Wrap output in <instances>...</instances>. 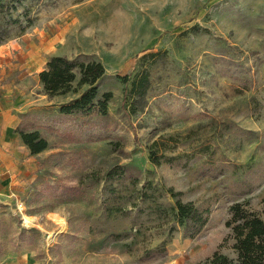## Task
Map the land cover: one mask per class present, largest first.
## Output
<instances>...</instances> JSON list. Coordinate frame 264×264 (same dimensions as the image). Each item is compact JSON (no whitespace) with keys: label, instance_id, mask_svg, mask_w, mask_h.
Instances as JSON below:
<instances>
[{"label":"rangeland","instance_id":"obj_1","mask_svg":"<svg viewBox=\"0 0 264 264\" xmlns=\"http://www.w3.org/2000/svg\"><path fill=\"white\" fill-rule=\"evenodd\" d=\"M0 28V109L47 140L1 176L0 264L235 258L229 207L264 199V0H0ZM56 55L102 63L104 113L60 111L89 86L47 94Z\"/></svg>","mask_w":264,"mask_h":264},{"label":"trees","instance_id":"obj_2","mask_svg":"<svg viewBox=\"0 0 264 264\" xmlns=\"http://www.w3.org/2000/svg\"><path fill=\"white\" fill-rule=\"evenodd\" d=\"M5 37L0 28V40ZM105 70L101 62L96 60H70L63 56H52L45 67L38 72V78L44 91L49 95L63 94L70 90L72 82L78 78V85H88L77 98L60 106L63 113L73 111H91L98 108L104 113L110 93H104L102 99H97L96 81L103 76ZM127 83L128 77H122ZM22 142L31 154L41 152L47 147V140L38 130L19 131ZM175 196L174 193L171 194ZM174 208L179 222L190 220L197 231L206 221L192 202H182L177 199ZM229 218L225 226L229 228L233 240L232 249L235 258H230L215 251L208 262L203 264H264V199L259 211L251 210L241 203L229 207Z\"/></svg>","mask_w":264,"mask_h":264},{"label":"crops","instance_id":"obj_3","mask_svg":"<svg viewBox=\"0 0 264 264\" xmlns=\"http://www.w3.org/2000/svg\"><path fill=\"white\" fill-rule=\"evenodd\" d=\"M14 126L11 110L5 112L0 109V181L2 180L1 176L12 169L14 162L19 161L27 154H31L28 147L22 142L19 131H16ZM7 159L12 162L1 167L2 161Z\"/></svg>","mask_w":264,"mask_h":264},{"label":"bare ground","instance_id":"obj_4","mask_svg":"<svg viewBox=\"0 0 264 264\" xmlns=\"http://www.w3.org/2000/svg\"><path fill=\"white\" fill-rule=\"evenodd\" d=\"M23 218H24V221L27 222V223L32 222V218H30V217H28L26 215H24ZM50 236L53 237L54 236V233L51 234Z\"/></svg>","mask_w":264,"mask_h":264}]
</instances>
